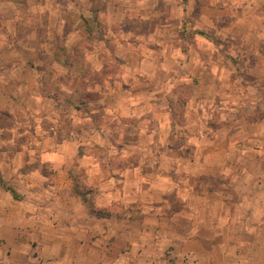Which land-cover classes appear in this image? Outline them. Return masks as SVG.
I'll list each match as a JSON object with an SVG mask.
<instances>
[{"label":"rangeland","instance_id":"374dc122","mask_svg":"<svg viewBox=\"0 0 264 264\" xmlns=\"http://www.w3.org/2000/svg\"><path fill=\"white\" fill-rule=\"evenodd\" d=\"M257 1L0 0V215L43 199L16 167L50 171L54 153L79 166L89 152L106 168L138 164L134 183L182 185L188 200L172 193L135 218L153 263L159 250L162 263L264 264ZM29 221L15 245L0 238V264H54Z\"/></svg>","mask_w":264,"mask_h":264},{"label":"crops","instance_id":"0c3cea01","mask_svg":"<svg viewBox=\"0 0 264 264\" xmlns=\"http://www.w3.org/2000/svg\"><path fill=\"white\" fill-rule=\"evenodd\" d=\"M255 7L258 15L264 16V0H258ZM62 145H67L66 139ZM114 155V158L123 156L122 153ZM48 161L52 168L47 172L32 169L24 173L16 167V176L24 178L26 187L34 197L41 196L43 199L34 202L36 208L31 209L34 214L28 215V212L19 210L0 215V238L6 244L15 245L26 232L22 231L23 223L28 224L31 220L38 235H33V231L30 238L37 237L43 241L40 251L50 256L54 264H102L104 259L110 260L111 254L117 259L115 264H175L171 259L175 257L172 256L165 263L159 262L162 259L159 250H155V255L160 254L157 263L150 261L153 253L146 241L142 247L134 242V221L139 215L140 222L144 223L146 218L140 214H150L163 204L167 206L173 199L172 193L181 202L188 200L182 198L181 184H171L169 189L161 184L134 183L136 177L139 181L144 177V169L138 164L106 168L102 165L100 155L97 158L89 152L78 158L79 163L75 161L79 166L73 164L74 155L68 158L65 153H54ZM164 173L160 171L158 175L163 176ZM7 177L11 178V175ZM189 185L186 187L190 188ZM9 186L18 190L11 184ZM168 192L171 195L168 196ZM2 201L1 198V210L4 208ZM135 205L137 212L134 210ZM121 225H125L126 229ZM122 240H125L124 245L119 242ZM108 242H111L109 246ZM61 244L65 245V252L58 246ZM122 256L127 258L122 260Z\"/></svg>","mask_w":264,"mask_h":264},{"label":"trees","instance_id":"16d2710c","mask_svg":"<svg viewBox=\"0 0 264 264\" xmlns=\"http://www.w3.org/2000/svg\"><path fill=\"white\" fill-rule=\"evenodd\" d=\"M7 189L11 190L12 193H14V197L15 198H18V195L15 193V190L14 189H12L11 187H7Z\"/></svg>","mask_w":264,"mask_h":264}]
</instances>
